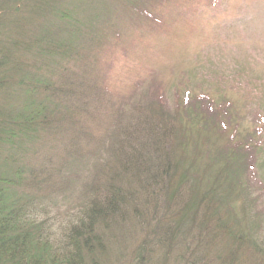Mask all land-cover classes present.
I'll list each match as a JSON object with an SVG mask.
<instances>
[{
  "label": "rangeland",
  "instance_id": "374dc122",
  "mask_svg": "<svg viewBox=\"0 0 264 264\" xmlns=\"http://www.w3.org/2000/svg\"><path fill=\"white\" fill-rule=\"evenodd\" d=\"M56 30L61 32L56 47L65 44L68 52L60 50L54 57L32 44L41 32L51 36ZM19 39L24 41L18 49L15 41ZM27 40L26 46L33 45L28 50L24 45ZM0 46L11 50L8 55L0 53V172L6 170L8 176L19 166L29 169L43 163L48 185L30 190L34 196L31 219L45 224L51 243L62 241L64 229L83 213L80 189L92 167L88 164L80 170L81 166L70 165L71 159L65 160L63 174L55 175L63 162L61 130L56 139L39 132L35 139L29 134L22 141L18 133L11 136L9 132L11 127L16 132L15 127L35 109L25 107L27 102L45 100L44 86L47 82L56 84L59 69L71 70L75 76L84 75L80 74L83 69L86 78L100 85L106 95L104 101H108L105 111L92 114L83 124L97 139H106L119 107L126 110L141 103L145 108L155 83L158 97L171 113L182 104L184 93L190 94L191 101L195 97L201 98L200 102L209 99L198 110H181L184 119H188L189 110V118L194 111L199 113L192 116L194 126H186V134L199 144L204 155L210 154L208 160L206 155L199 158V167H189L188 161L180 164L178 172L184 174L189 168L202 179L192 191L191 175H185L190 177L188 182L176 176V183L183 184L181 193L189 205L205 193L202 181L208 184L221 166L230 165L226 179L236 184L237 191L224 194L226 184L222 180L218 190L224 207L217 211L221 212L217 213L219 221L224 220L231 228L237 222L232 216L237 214L239 227L247 237L255 238L256 246L264 252V0H0ZM40 47L47 45L42 42ZM17 70L23 74L14 73ZM31 81L38 88L31 87ZM28 89H33L34 96L27 94ZM233 148L239 151L227 155ZM5 158L10 167H4ZM245 164H254L249 170L255 175L252 171L243 175ZM27 178L26 173L24 182ZM193 209L186 211L191 215ZM143 221L122 227L123 239L109 242V254L99 259L100 264H219L215 255H228L233 248L229 246L230 235H221L213 221L200 228L188 224L181 227L182 220L178 226L184 235L158 250L162 248L156 244L160 218L154 221L145 217ZM233 231V235L240 233L235 227ZM252 245L238 249L235 264L259 261L255 251L259 248L253 245L250 249Z\"/></svg>",
  "mask_w": 264,
  "mask_h": 264
},
{
  "label": "trees",
  "instance_id": "16d2710c",
  "mask_svg": "<svg viewBox=\"0 0 264 264\" xmlns=\"http://www.w3.org/2000/svg\"><path fill=\"white\" fill-rule=\"evenodd\" d=\"M42 33L32 42L41 52L54 57L60 50L68 52L65 44L61 47L55 45L61 32L56 30L51 36ZM22 41L24 40L15 41L18 49L23 45ZM42 42L47 45L46 48L40 47ZM27 44L28 40L24 43L26 50L33 47L32 44L26 46ZM14 47L12 46L13 50ZM1 51L8 55L11 50L9 47L0 46V53ZM61 70L59 69V73L55 75L54 86L49 82L44 86L47 93L45 100L27 102L28 105L25 107L33 106L36 110L34 109L29 118L15 127L16 132L11 130V127L9 134L16 136L15 133H18V139L22 141L21 138L29 134L31 140L35 139L39 132L51 134L56 139L59 131L63 132L60 137L63 162L60 163L55 175L63 174L65 160L71 159L70 165L81 166L80 170L86 168L88 164L92 167L80 189L84 211L75 223L64 229L63 240L53 244L45 235V224L31 219L34 196L29 194L30 190L32 188L41 190L44 184L48 185L49 177L45 176L43 163L39 160V166L29 169L23 165L19 166L8 176L6 170L0 172V264H100L99 259L106 258L109 254V242L112 244V241L123 239L122 227L127 224H140L144 222L145 217H150V220L154 221L160 218L161 229L159 228V240L156 244L162 248L158 250L167 248L184 235V230L178 226L182 220L185 222L181 227L188 224L200 228L213 221L221 235L222 232L230 235L229 246L233 248L228 251V255H221L219 252L215 255L219 264H235L234 257L238 249H246L251 243L255 247L252 245L250 249L259 248L256 246L257 240L247 237L245 230L239 227L241 220L237 214L235 217L231 215L237 221L231 228L224 220L219 221L217 213L221 212L217 211L223 206V195L219 193L218 188L222 186V180L226 184L224 194L233 195L237 191L236 184L226 179L227 171L231 169L230 165L221 166L216 174L214 173L215 177L208 180V184L206 180L202 181L201 186L206 188L205 193L199 198L197 196L195 202L189 201V205L185 204L181 193L183 184L181 185V181L176 183V176L179 180L185 178L187 179L185 182H188L190 177L186 178L185 175H191L190 183L193 188L191 186L189 188L192 191L197 180L202 179L199 173H190L189 168L183 172L184 174L178 172L180 164L188 161L189 167L196 168L199 167V158L206 155L208 160L210 154L206 152L204 155L199 144L193 143L194 139L186 134V126H194L195 119H192V116L199 113L194 111L189 118V110L188 119H184L181 110L182 108L186 110L187 107H195L198 110L204 103H209V99L200 102L201 98L195 97L191 101L188 97L190 94L184 93L182 104H177L171 113L172 111L164 106L161 97H158L156 91L158 87L155 83L150 90L151 101H148L145 108H142L141 103L129 106L131 110L128 106L126 110L119 107L114 123L108 128L110 131L106 134V139H97L86 131L83 124L86 125L92 114L97 115L99 111H105L108 101H104L106 96L104 91L102 92L96 81L86 78L83 69L80 74L84 75L77 76L71 70L69 72ZM14 73L23 74L20 70ZM34 84L30 82L31 87L38 88ZM32 91L33 89L26 90L28 95ZM31 95L34 96L33 93ZM129 100L128 98L127 101ZM93 105L94 108L91 110ZM127 105H130V102ZM185 113L187 114V111H184ZM65 125L67 129H64ZM7 134L8 132L5 133ZM89 145L94 147L85 151V147ZM235 151L239 150L233 148L226 154L231 155L233 152L236 153ZM6 159L8 158L3 160L5 168L11 166V162L8 163ZM201 159L203 161V158ZM253 165L245 164V170L241 169L243 175L246 176L252 171L249 168L252 169ZM208 166L211 168L210 163ZM26 173L28 180L24 182L23 176ZM252 174L255 175V172L252 171ZM192 207L194 214L191 212L190 215V211L186 209ZM200 209L202 214H199ZM227 209L232 211L233 207L227 204ZM256 213L260 215L259 212ZM171 224H176L177 227L173 228ZM233 227L240 233L233 235ZM114 233L117 236L112 235ZM255 251L260 256L255 264H264V252L260 248Z\"/></svg>",
  "mask_w": 264,
  "mask_h": 264
}]
</instances>
